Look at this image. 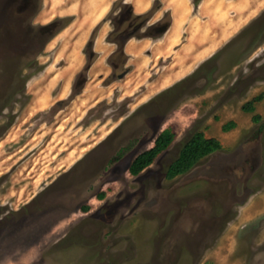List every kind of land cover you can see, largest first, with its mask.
Masks as SVG:
<instances>
[{
  "label": "rangeland",
  "instance_id": "1",
  "mask_svg": "<svg viewBox=\"0 0 264 264\" xmlns=\"http://www.w3.org/2000/svg\"><path fill=\"white\" fill-rule=\"evenodd\" d=\"M21 2L0 0V264H264V99L242 109L264 94V0H190L168 55L132 65L115 51L90 70V35L76 72L58 14L77 1ZM156 11L139 26L153 39L171 21ZM165 129L170 146L132 175ZM197 131L221 149L167 179Z\"/></svg>",
  "mask_w": 264,
  "mask_h": 264
},
{
  "label": "crops",
  "instance_id": "2",
  "mask_svg": "<svg viewBox=\"0 0 264 264\" xmlns=\"http://www.w3.org/2000/svg\"><path fill=\"white\" fill-rule=\"evenodd\" d=\"M76 1L77 2L73 5H71L72 3H70L64 6L63 12H60L58 14V17H64L67 15L73 16L71 22L65 28L59 31V33H65L66 36L71 35L70 36L71 40L69 41L70 42L69 49L64 53L65 54L64 55L65 64L62 67L68 70H71V72H76V71H79L85 65L86 57H85V54L83 53V48L85 44L87 43L93 29L97 26L96 24H99V23L101 25L97 31V34L93 42V50L95 53H97V57L89 69L92 70L98 66L103 67L102 65L103 62L107 64L106 59L111 54H113L117 49V46L114 43H109L106 41V36L112 30V27L108 21L106 22L103 21V19L105 18L104 16L108 14L115 0H105L106 3L104 2V0H76ZM155 1H158L160 4L159 8L157 9L155 13V19L156 20L160 19V17L162 16L161 13L169 12L170 17H171L170 26L167 29V31L163 34V36L159 39H152V38L145 37V38H140V39L131 38L129 41H127V43L124 46V53L125 55L129 56L130 62L128 65H132L133 64L132 61L139 58L140 56H144L146 58L154 57V58L159 59V58L165 57V55H168L167 54L168 49H169L168 45L164 46L161 49L159 45L160 43H163L165 45L169 43V38L171 40L170 33L172 29L175 27L177 22L178 24L181 23L180 29H179L180 30L179 35L180 36L182 35L181 28L183 26L184 19L188 16V12L190 11V7H191L190 0H125V2L131 5L132 12L134 14H143L147 12L153 7ZM206 1L208 0H202L201 3L199 4L198 9L200 11L201 9L205 8ZM98 2L100 5L98 4ZM228 2L235 3L236 0H228ZM105 5H106V8H105ZM98 7L100 8L98 9ZM90 9L92 10L95 9V11L91 12ZM96 9L99 11H97ZM102 11H103V14H102ZM89 13H92V15H90ZM93 17H94V20L92 19ZM85 22H87V24ZM89 26H90V29H89ZM80 28H82L81 32H80ZM98 34L99 36H97ZM180 36L178 37V40L172 43H177L180 39ZM148 51H150V53H147ZM79 57H80V61H78Z\"/></svg>",
  "mask_w": 264,
  "mask_h": 264
},
{
  "label": "trees",
  "instance_id": "3",
  "mask_svg": "<svg viewBox=\"0 0 264 264\" xmlns=\"http://www.w3.org/2000/svg\"><path fill=\"white\" fill-rule=\"evenodd\" d=\"M201 0H192L194 8H196ZM122 4L123 9L119 12L121 16L116 23L110 16L117 6ZM159 2L155 1L153 7L143 14H134L132 12L131 5L125 0H115L110 11L105 16L103 21H110L112 24V30L106 36V41L114 43L117 46L116 52L124 55V46L131 38H147L156 37L146 32L139 30V26L145 25L148 18L159 8ZM100 23L93 29L91 37L86 46L93 44L97 30ZM136 26V27H134ZM138 26V27H137ZM133 28V30H132ZM132 30V31H131ZM117 35H121V39L117 38ZM86 53V51H85ZM89 65L92 64L93 58H96V53L93 52L88 55ZM92 56V57H91ZM111 56V55H110ZM264 94L255 95L252 99L243 104L242 109L245 112L253 113L255 110V103L262 101ZM252 119L259 121V114H253ZM236 123L233 120H229L222 125V130L227 132L233 129ZM175 138V133L170 129L163 130L155 139L154 144L149 149L139 153L131 162L129 166V172L132 175H138L145 168L150 166L157 156L166 150ZM221 143L217 138L206 137L201 131L195 132L181 147L178 156L169 164L166 170V178L173 179L178 175L185 174L191 170L202 158L209 154L221 149Z\"/></svg>",
  "mask_w": 264,
  "mask_h": 264
},
{
  "label": "bare ground",
  "instance_id": "4",
  "mask_svg": "<svg viewBox=\"0 0 264 264\" xmlns=\"http://www.w3.org/2000/svg\"><path fill=\"white\" fill-rule=\"evenodd\" d=\"M210 1H212V0H210ZM104 2H105V0H104ZM110 2V1H109ZM108 2V3H109ZM101 3V2H100ZM106 3V2H105ZM98 4H99V2H98ZM97 4V5H98ZM100 5V4H99ZM98 5V6H99ZM91 7V6H90ZM100 7H102V6H100ZM100 7H98V9L100 8ZM95 8V7H94ZM105 8H106V5H105ZM107 8H109V7H107ZM91 10V12H94L95 11V9H90ZM97 10V9H96ZM97 11H99V10H97ZM101 11V10H100ZM106 11V10H105ZM96 13V12H95ZM86 14V13H85ZM90 15H92V13H89ZM99 14H100V12H99ZM102 14H103V11H102ZM105 14H107V13H105ZM84 15V14H83ZM88 16V15H87ZM105 17V16H104ZM103 18V17H102ZM84 19V18H83ZM93 20H94V17L92 18ZM91 19V20H92ZM82 20V19H81ZM85 21H86V19H85ZM97 21V20H96ZM82 22V21H81ZM93 22V21H92ZM95 22V21H94ZM86 24H87V22H85ZM90 23V22H89ZM86 24H84V25H86ZM181 24V23H180ZM180 24H178V22L176 23V25H175V27L172 29V31H171V33H170V36H171V43L172 42H174V41H176L177 39H178V37L180 36L179 35V29H180ZM83 25V24H82ZM81 25V26H82ZM82 28H80V32L82 31L81 30ZM89 29H90V26H89ZM85 30H86V28H85ZM90 31V30H89ZM225 31V30H224ZM87 33V32H86ZM79 34V33H78ZM80 35V34H79ZM83 36H84V34H83ZM85 36H87V35H85ZM97 36H99V34L97 35ZM81 37H82V35H81ZM98 38V37H97ZM96 38V39H97ZM86 39V38H85ZM82 40V39H81ZM85 41V40H84ZM84 43V42H83ZM79 44V43H78ZM79 51V50H78ZM208 52V50H205L203 53H207ZM77 54V53H76ZM76 54H74V55H76ZM78 61H80V57H79V60ZM69 72H71V70L69 71ZM68 74V73H67ZM66 88L64 87L62 90H61V93H63L64 92V90H65ZM66 91V90H65ZM44 98V97H43ZM43 98H42V100H43ZM42 104V103H41ZM44 106V105H43Z\"/></svg>",
  "mask_w": 264,
  "mask_h": 264
},
{
  "label": "flooded vegetation",
  "instance_id": "5",
  "mask_svg": "<svg viewBox=\"0 0 264 264\" xmlns=\"http://www.w3.org/2000/svg\"><path fill=\"white\" fill-rule=\"evenodd\" d=\"M22 2H21V4H22V6H24L23 8H26V9H28V10H30V9H34L35 8V4H36V1L37 0H21ZM20 4V5H21ZM104 22H106V21H104ZM158 23V22H157ZM54 24H55V22H51V23H49V24H47L46 26H44L42 29H46V28H48V29H50V28H52V27H54ZM69 24V23H68ZM67 24V25H68ZM66 25V26H67ZM158 25H160V24H154V26H152V27H157ZM65 26V27H66ZM153 28V29H154ZM99 29V28H98ZM98 31V30H97ZM148 38H154V37H148ZM129 41V40H128ZM108 63V62H107ZM92 65V64H91ZM91 65H89L88 66V68L91 66ZM114 68L115 69H117V66L116 65H114ZM128 71H125L124 73L126 74Z\"/></svg>",
  "mask_w": 264,
  "mask_h": 264
},
{
  "label": "water",
  "instance_id": "6",
  "mask_svg": "<svg viewBox=\"0 0 264 264\" xmlns=\"http://www.w3.org/2000/svg\"><path fill=\"white\" fill-rule=\"evenodd\" d=\"M170 23H166V24H161L158 25L157 27H155L153 30L156 32H162L165 33L167 31V29L169 28ZM125 75V73L121 74L119 77L122 78Z\"/></svg>",
  "mask_w": 264,
  "mask_h": 264
}]
</instances>
